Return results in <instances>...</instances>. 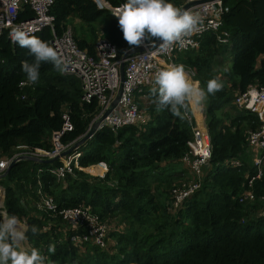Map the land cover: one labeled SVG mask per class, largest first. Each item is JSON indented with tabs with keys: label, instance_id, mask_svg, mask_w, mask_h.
<instances>
[{
	"label": "trees",
	"instance_id": "1",
	"mask_svg": "<svg viewBox=\"0 0 264 264\" xmlns=\"http://www.w3.org/2000/svg\"><path fill=\"white\" fill-rule=\"evenodd\" d=\"M185 1L169 0L179 7ZM110 2L120 6L126 0ZM224 4L229 10L222 29L230 33V43L222 44L209 33L197 51L175 59L177 65L195 72L193 78L201 88L206 90L212 78L223 83V89L208 95L203 104L212 144L210 163L201 178L195 177L200 188L182 206L175 208L171 189L183 176L176 165L189 152L188 140L196 123L185 116V111H191L189 104L182 110L183 119L167 109L158 112L150 88L143 99L136 98L151 117L145 127H103L80 146L81 165L104 168L103 177L76 168L74 174L58 180L50 169L60 165L59 160L21 159L0 179L7 215L25 221L28 243L41 251L47 264H264V216L259 215L264 210V165L251 187L256 199L239 200L258 173L247 136L261 122L256 113L235 104L236 95L249 85L264 86V0H224ZM26 12L21 18L33 15L28 8ZM51 15L57 34L71 24L77 27L74 23L79 19L88 31L79 33L74 28V37L93 56L100 37L115 44L120 57L136 47L124 40L118 18L92 0H54ZM32 35L51 45L50 28ZM228 56H232L231 67L226 65ZM33 60L8 31L0 35V159L13 157L19 145L53 149V136L62 131L65 113L73 130L61 136V143L74 144L100 110L97 100L82 99L79 77L55 70L51 62H43L39 80L29 82L22 62ZM235 160L240 165H234ZM40 189L52 198L53 208L42 203ZM80 205L101 222L116 224L106 248L83 242L82 250L71 240L76 229L61 212ZM32 225L40 229L39 234H32ZM78 231L88 228L81 226ZM49 245H55L54 254L48 252Z\"/></svg>",
	"mask_w": 264,
	"mask_h": 264
},
{
	"label": "built area",
	"instance_id": "2",
	"mask_svg": "<svg viewBox=\"0 0 264 264\" xmlns=\"http://www.w3.org/2000/svg\"><path fill=\"white\" fill-rule=\"evenodd\" d=\"M92 1L100 10L111 11L115 16H117L122 6H114L110 0ZM188 1L193 0H186L184 3ZM53 4L54 0H0V35L6 31L10 33L13 28L18 26L28 31L30 35L44 28H50L53 33L51 45L58 51L64 61L63 72L80 78L83 88L82 99L84 101L97 100L98 102L100 110L93 121L107 113L96 130L103 127L116 130L127 125L145 127L151 117L141 109L136 100V93L141 94L144 98L145 89H151L154 85L155 75L160 70L177 65L175 59L179 54L191 50L197 51L206 34H215L222 44L230 43V33L222 29L224 25L223 17L229 8L225 6L224 0H209L186 9L199 13L202 23L191 36L183 38V44L174 43L167 50L162 51L160 44L156 46V43H146L144 41L142 51L133 53L123 59L122 56H119L115 44L100 37L95 45L96 54L93 56L86 49L79 46L71 26H68L61 34L56 33L55 17L51 15ZM27 8L33 12V15L21 18L24 13L28 15ZM122 61L125 63V79L121 94L117 98L121 85L120 64ZM186 72L190 76L195 75L193 70L187 69ZM113 103L115 105L109 111ZM235 104L239 109L256 113L261 122L259 128L249 130L247 136L248 144L254 153L253 161L258 173L250 179L249 188L245 189L239 196L240 202L254 201L256 196L251 187L253 181L261 177V170L264 165V86L261 84L249 85L245 91L236 95ZM185 116L189 121H195L191 112L185 111ZM63 118L62 131L55 133L53 136V149L31 148L26 145L17 146L13 157L0 159V178L11 162L21 155H30L44 160L60 156L59 161L61 164L50 169V172L58 180L63 179L67 173L74 174L73 169L77 168L85 171L86 168H89L80 164L83 154L80 148L68 155L61 156L62 152L73 144L64 145L61 143V136L65 132L73 130L69 115L65 113ZM188 147L189 152L183 157L184 161H188V167L191 171L193 170L195 177L201 178L203 169L209 165L212 156V144L208 127H200L198 124L193 125L192 137L188 140ZM233 164L240 165V162L235 160ZM178 188L174 194L176 209L182 206L187 197L193 195L200 188V184L193 182L189 185L182 184ZM4 193V188L0 183V215L2 217L6 216ZM38 194L46 207H54L52 198L47 196L45 192L40 189ZM61 213L69 220L70 225L76 229V233L71 238L75 244L82 247L83 242H89L106 248L104 245L107 243L108 236L112 231V227H108L109 224L106 221L101 222L98 216L92 215L89 209L83 207V205L65 209ZM259 215L264 216V210L260 211ZM81 226L87 227L88 231H78ZM82 250H85V248Z\"/></svg>",
	"mask_w": 264,
	"mask_h": 264
},
{
	"label": "clouds",
	"instance_id": "3",
	"mask_svg": "<svg viewBox=\"0 0 264 264\" xmlns=\"http://www.w3.org/2000/svg\"><path fill=\"white\" fill-rule=\"evenodd\" d=\"M116 17L128 45L140 46L146 40H160L162 51L174 43L183 44V38L191 36L202 23L199 13L182 10L169 0H126ZM9 35L13 42L28 49L34 57L32 63L22 62V71L27 74L29 82L39 80L43 62H51L55 70L63 71L64 61L53 46L19 26L13 28ZM186 70L183 64H178L155 75L150 92L158 112L167 109L173 116L183 119L182 110L187 109L189 102L203 106L208 95L223 89L219 78L209 79L206 90L201 88ZM27 231L20 226L16 215H7L6 212V216L0 219V264H47V258L38 248L28 250L23 246L28 239ZM30 231L37 235L40 229L32 225ZM55 251V245H49L48 252L54 254Z\"/></svg>",
	"mask_w": 264,
	"mask_h": 264
},
{
	"label": "rangeland",
	"instance_id": "4",
	"mask_svg": "<svg viewBox=\"0 0 264 264\" xmlns=\"http://www.w3.org/2000/svg\"><path fill=\"white\" fill-rule=\"evenodd\" d=\"M173 3H174L175 6H178V7H179V5H180V4L176 3V2H173ZM74 24H75L77 27H74V25L71 24V27H72L73 31H74V28H77L78 31H79V33H81L82 30H87L86 26H85L84 24H82V22H80V20H77ZM87 31H88V30H87ZM83 35L86 37V36H88V33L86 32V33H84ZM260 64H261V60H260V58H258V61H257V65H256V66L259 67ZM226 65H227L228 67H231V66H232V56H228V59H227ZM215 71H216V74H217L218 77H219L220 75H219V71H218V68H217V67L215 68ZM136 98H137V99H143V96H141V94H139V93H136ZM206 127H207V126H206ZM187 162H188V161H187ZM187 162H185V161H184V158H182V159H181V164H180V165H179V164L176 165V169L179 170V171H181V172L184 171V173H183V176H182V177L176 179L175 182H174V183H175V187H174L173 189H171V195H172V198H173V195L175 194V191H176L177 189H179V188H178L179 185H182V184L189 185V184L193 183L194 180H195L194 172H193V170H192V171L190 170V168L188 167V163H187ZM80 164H81V163H80ZM165 164H166V162H163V163H162V165H165ZM81 166H82V165H81ZM83 167H87V166H83ZM88 167H89V168H86V169H85V172H87V173L90 174V175L103 177V176L105 175V173H106V170H105V169H102V168H100V167H98V166H96V165L88 166ZM18 219H19V218H18ZM19 220H20V226H21L22 228H27V225H26L25 221L22 220V219H19ZM108 224H109V223H108ZM109 225H110V226H109ZM109 225H107V226H108V227H112V228H111L112 231H114V230L117 229V228H116V224H114V225L109 224ZM122 229H123V228H118V230H122ZM112 231H111V232H112ZM109 241H110V242H109L110 245H112L113 243L111 242V240H109ZM23 246H24L26 249H28V250L31 248L30 244L28 243V240H26V241L24 242ZM107 246H108V243H105L104 247H107ZM81 248L84 249V248H85L84 245H82ZM110 252H111L112 254H116V250H114V249H110Z\"/></svg>",
	"mask_w": 264,
	"mask_h": 264
},
{
	"label": "water",
	"instance_id": "5",
	"mask_svg": "<svg viewBox=\"0 0 264 264\" xmlns=\"http://www.w3.org/2000/svg\"><path fill=\"white\" fill-rule=\"evenodd\" d=\"M205 1H209V0H193V1H188L186 3H184L183 5H181L179 8H181L182 10H186L194 5H197L199 3L205 2ZM162 41H157L156 42V46L159 45ZM144 49L143 45L140 46H136L132 49H130L128 52H126L123 55V59H126L128 56H130L133 53L142 51ZM120 77H121V85H120V89H119V93L117 98L120 96L121 91H122V85H123V81L125 79V63L124 61L121 62L120 64ZM116 103V101H115ZM115 103H113V105L110 107L109 111L113 108V106L115 105ZM107 114V113H106ZM105 114V115H106ZM105 115H103V117H100L94 121H92V123L90 124V127L88 129V131L86 132V134L81 137L76 143H74L71 147H69L67 150H65L64 152H62L61 156H65L70 154L71 152L75 151L78 147H80L81 145H83L96 131L97 126L100 124V122L102 121V119L105 117ZM60 156H56L52 159H48V160H44L41 159L39 157H34V156H30V155H21L17 158H15L11 164L9 165L8 169L2 174L1 178L6 176L7 172L10 170V168L13 166L14 163H16L18 160L21 159H29V160H33V161H38V162H42V163H53L57 160H59Z\"/></svg>",
	"mask_w": 264,
	"mask_h": 264
},
{
	"label": "crops",
	"instance_id": "6",
	"mask_svg": "<svg viewBox=\"0 0 264 264\" xmlns=\"http://www.w3.org/2000/svg\"><path fill=\"white\" fill-rule=\"evenodd\" d=\"M174 4V3H173ZM79 20V19H76ZM262 57H260L261 60ZM189 77L193 80V81H197L194 80V76H190ZM199 82V81H197ZM190 108H191V113L195 119V123L198 124L200 127H206V117H205V113H204V106L201 105H197L195 102H189ZM208 127V126H207ZM204 170L203 169V175H204Z\"/></svg>",
	"mask_w": 264,
	"mask_h": 264
}]
</instances>
